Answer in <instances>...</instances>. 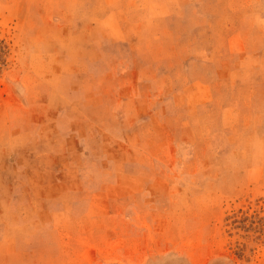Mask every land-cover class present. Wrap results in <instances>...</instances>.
<instances>
[{"label": "rangeland", "instance_id": "374dc122", "mask_svg": "<svg viewBox=\"0 0 264 264\" xmlns=\"http://www.w3.org/2000/svg\"><path fill=\"white\" fill-rule=\"evenodd\" d=\"M0 264H264V0H0Z\"/></svg>", "mask_w": 264, "mask_h": 264}]
</instances>
